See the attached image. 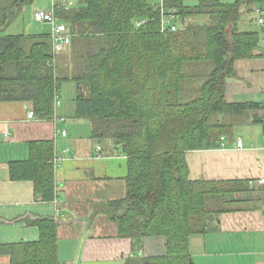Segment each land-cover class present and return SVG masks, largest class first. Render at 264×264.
<instances>
[{
	"label": "trees",
	"instance_id": "trees-1",
	"mask_svg": "<svg viewBox=\"0 0 264 264\" xmlns=\"http://www.w3.org/2000/svg\"><path fill=\"white\" fill-rule=\"evenodd\" d=\"M35 1L0 0V101L29 102L38 117L52 119L55 94L64 81L75 82L74 116L87 121L101 146L96 154H107L110 142L128 158L125 196L94 212L131 241L126 264H195L190 236L234 210L229 195L247 191L249 182L192 180L186 153L223 147L221 137L233 136L241 121H264L263 101L226 99L236 60L261 55L264 28L244 22L255 23L253 9L264 0H76L56 13L73 36L55 64L50 32L6 33ZM169 11L176 31L162 25ZM55 156L53 139L30 140L28 157L8 162L9 178L33 181L36 197L53 201ZM62 222L36 216L39 240L0 251L10 252L13 264H67L58 252ZM149 236L166 238L163 255L143 253Z\"/></svg>",
	"mask_w": 264,
	"mask_h": 264
},
{
	"label": "crops",
	"instance_id": "crops-1",
	"mask_svg": "<svg viewBox=\"0 0 264 264\" xmlns=\"http://www.w3.org/2000/svg\"><path fill=\"white\" fill-rule=\"evenodd\" d=\"M37 1V2H36ZM22 14L32 28L36 0ZM76 0H74L75 2ZM201 0H184L197 5ZM233 2L235 0H220ZM53 0H48V7ZM23 12V13H24ZM252 23L248 18L244 26ZM258 26L255 24L256 29ZM237 77L228 81L226 99L264 102V57L242 58L235 62ZM32 108L24 101H0V246L37 241L40 230L36 216H55L63 222L58 227L59 258L67 264H126L132 253L131 241L118 237L116 224L98 204L119 199L126 194L125 177L128 158L113 150L107 142L105 152L97 155L99 144L89 133L87 121L76 118L75 104L57 115L66 121L27 117ZM66 128L67 135L60 129ZM53 139L56 153V199L40 200L31 180H11L8 162L28 157V142ZM241 138L243 148L236 141ZM192 180H242L249 182L247 191L229 195L232 211L208 220L205 233L190 236V252L195 264H264V121H241L234 135L225 137L220 148L190 150L186 153ZM28 221V222H27ZM166 238L144 239L143 253L149 256L165 253ZM0 264H13L10 252L0 251Z\"/></svg>",
	"mask_w": 264,
	"mask_h": 264
},
{
	"label": "built area",
	"instance_id": "built-area-1",
	"mask_svg": "<svg viewBox=\"0 0 264 264\" xmlns=\"http://www.w3.org/2000/svg\"><path fill=\"white\" fill-rule=\"evenodd\" d=\"M75 4L74 0H53L52 6L50 8H37L33 12V16L35 18V21L40 22V23H46L50 25V36H51V41H52V48H53V53H54V58L52 61V64L56 63V57L58 54L64 51V49L70 44L72 40V31L70 29V26L68 23L65 21L61 20L57 16V10L63 9V10H68L71 7H73ZM253 14H254V19L255 23L264 28V6H257L253 9ZM163 20H162V25L163 27L167 28L169 31H176L178 29V26L175 22V13L173 11L165 12L163 13ZM145 23V20H139L137 22L138 26H141L142 24ZM260 53L261 56L264 57V33L262 34V37L260 39ZM61 104V97L60 94L56 93L54 97V119L55 123H58V121H66L65 117L58 116L57 115V108ZM35 111L33 108L30 109L28 112L27 117L29 119L35 117ZM60 132L62 135H67L68 130L66 128L60 129ZM222 144H225V136L221 137ZM237 147L238 148H243L244 147V142L241 138L237 139L236 141ZM97 150L101 149V146L98 145ZM62 157L56 153V156L54 158V163H58ZM261 182L264 183V178L261 179Z\"/></svg>",
	"mask_w": 264,
	"mask_h": 264
},
{
	"label": "rangeland",
	"instance_id": "rangeland-1",
	"mask_svg": "<svg viewBox=\"0 0 264 264\" xmlns=\"http://www.w3.org/2000/svg\"><path fill=\"white\" fill-rule=\"evenodd\" d=\"M37 2V1H36ZM38 6H42L43 8L48 7V0H39L37 3ZM30 6H27L26 9H30ZM29 10H26L27 12ZM25 12L23 14H25ZM28 19L23 20V16L21 15L16 21H14L10 27L7 29L6 33L17 34V33H43L50 32V26L46 23L33 24L32 28H25ZM250 28L255 27V24H251ZM76 93V84L71 80L64 81L62 83L61 90L59 91L61 101L64 100V106L69 107L74 105V95Z\"/></svg>",
	"mask_w": 264,
	"mask_h": 264
}]
</instances>
